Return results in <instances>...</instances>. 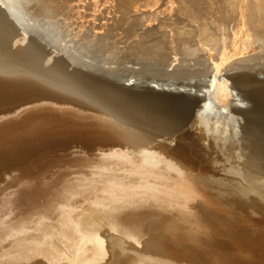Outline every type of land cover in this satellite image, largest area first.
<instances>
[{
  "label": "bare ground",
  "instance_id": "1",
  "mask_svg": "<svg viewBox=\"0 0 264 264\" xmlns=\"http://www.w3.org/2000/svg\"><path fill=\"white\" fill-rule=\"evenodd\" d=\"M179 1L177 16L191 26L176 31L179 45L186 48L197 32L210 62L204 63L212 66L207 90L187 113L76 69L25 29L12 0H0V174L35 172L62 159L79 168L61 174H107L126 182L138 177L171 188L176 217L147 220L140 246L132 243L134 229L110 230L99 209L71 213L69 220L80 227L99 221L103 243L94 240L95 248L106 247L107 264L121 258L123 264H264V0ZM77 3L70 4L74 13H80ZM168 4L163 10L171 13ZM228 22L235 24L231 37L222 32ZM157 33L163 37L168 31ZM154 50L144 45L142 52ZM229 115L237 119L235 127L228 125ZM169 176L172 186L161 182ZM24 187L35 188V196L27 198L35 206L39 185L27 180ZM33 225L0 248V264L34 263L21 252L33 244L34 255L53 256L52 242L42 246L31 238L40 230ZM65 263L53 256L47 264Z\"/></svg>",
  "mask_w": 264,
  "mask_h": 264
},
{
  "label": "rangeland",
  "instance_id": "2",
  "mask_svg": "<svg viewBox=\"0 0 264 264\" xmlns=\"http://www.w3.org/2000/svg\"><path fill=\"white\" fill-rule=\"evenodd\" d=\"M77 1L82 3L80 13H74L71 8L74 2L78 5ZM95 1L12 0L15 9L21 14L20 22L25 29L49 48L63 55L76 69L103 79L130 95L148 97L160 105L174 107L177 113H187L191 106L196 104L199 96L207 90V80L212 77V70L208 69H212V66L208 64L210 62L202 51L203 44L199 42L197 32H193V39L186 42L187 49L179 45L176 31L190 30L191 27L188 26L187 20L177 16L176 9L182 5L181 2ZM165 1L167 4H173L171 13L164 12L163 9L167 5ZM145 4L147 6H143ZM166 16L170 17L167 22L164 18ZM197 20H194V23L198 25ZM234 25V22H228L222 32L231 37ZM160 28L166 29L167 35L162 37L158 34ZM218 31L220 33V30ZM144 45L155 49L154 52L145 55L142 52ZM157 48L160 51H156ZM205 61L208 62L207 65ZM213 112L214 115L216 112ZM231 116L229 115L228 119L226 117L230 126L237 120ZM58 162L59 165L55 166L49 164L40 166V169L36 167L35 172L27 169L0 174V248L9 242L14 244L18 240L16 237L26 235L28 228L37 223L39 225L36 226L40 230H34L36 236L31 238H38L42 246H48L42 243L52 242L56 249L53 254L55 259L64 260L65 264H107L108 258H104L102 252L106 247L99 250L95 248L94 240L103 243L99 234L101 226H96L99 221L91 220L88 225L80 227L76 221L69 220L71 213L79 212L84 207L103 211L107 215L106 226L110 230L116 226L120 227L122 233L134 229L135 237L132 243L136 246H140L139 234L142 233V237H145L144 225L147 220L176 217L173 215L177 210L176 197L171 188L167 189L162 184H151L138 177L127 178L129 182H126L120 179L111 180L107 174L102 177L96 174L85 177L75 172L61 174L62 170H76L79 167L74 166L71 163L73 161H69V165L62 159H58ZM167 178L161 179V182L172 186L175 181L170 176ZM27 180L34 181L40 188V197L35 206L31 205L32 202L27 198H33L36 190L24 187ZM119 186H127V189L120 191L118 188L117 192L114 191L113 187ZM149 189L152 190L151 194ZM107 198L112 201L107 202ZM152 209L156 212H152ZM186 226L190 227L189 221ZM179 233L177 238L185 237ZM36 247V244L23 246L21 252H27L24 255L35 260L34 263L28 264H47L53 256L34 255ZM96 257L98 261H95ZM69 258L74 262L69 263ZM130 258L138 259L133 253ZM121 260L122 258L115 263L123 264Z\"/></svg>",
  "mask_w": 264,
  "mask_h": 264
}]
</instances>
